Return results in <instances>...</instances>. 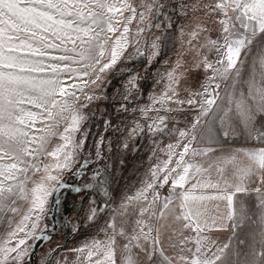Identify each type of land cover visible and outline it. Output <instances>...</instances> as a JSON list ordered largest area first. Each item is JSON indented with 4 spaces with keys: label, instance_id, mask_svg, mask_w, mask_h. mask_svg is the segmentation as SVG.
I'll return each instance as SVG.
<instances>
[{
    "label": "snow or ice",
    "instance_id": "snow-or-ice-1",
    "mask_svg": "<svg viewBox=\"0 0 264 264\" xmlns=\"http://www.w3.org/2000/svg\"><path fill=\"white\" fill-rule=\"evenodd\" d=\"M161 7L160 0H139V4L133 0H0V220L6 218L10 226L0 234V264H24L31 242L50 238L45 234L47 226H42L49 198L67 187L65 172L75 168L81 175L88 167V160H81L88 136L86 129L82 131L87 120L84 109L101 98L95 89L123 55L132 22H138L137 34L143 33L141 25L148 22L150 28L153 10L159 16ZM192 9L202 11L214 26L210 29L207 23L197 22L187 33L195 52L194 68L211 72L205 77L208 83L201 85L202 91H188L187 98L180 99L182 76L176 69L166 73L162 77L167 80L165 90L158 96L152 94L149 104L133 111L145 117L149 111L168 115H159L146 126L137 122L130 134L164 132L175 119L170 114L183 113L185 105L197 114L190 128L176 130L175 143L159 149L166 158L158 159L136 193L124 198L125 212L128 206H136L131 233L123 227L117 231L112 220L102 229L103 238L94 237L71 250L78 254V264H117V236L127 240L120 264H139L135 249L144 253L148 264H157V254L160 264H220L229 244L218 245L211 233L235 230L238 220L243 222L245 209L242 206L237 212L236 194L254 193L258 207L264 209V50L253 60L247 79L241 72V53L249 55L255 38L264 36V0H196L192 5L181 4L177 14L184 16ZM217 27L215 39L207 36L199 42L201 33ZM180 31L183 35V28ZM161 39L158 36L151 44L149 66L160 56ZM193 40L197 43L192 44ZM204 50L214 51L216 58L209 60ZM136 55L144 52L137 47ZM156 75L160 76L159 71ZM138 79V74L129 77L123 96L126 103L121 105L125 111L132 89L139 91ZM220 82L225 84L224 95ZM62 123L65 127L58 133ZM217 123V135L227 139L230 131L241 128L260 146L216 157L210 155L216 151L212 147L192 146L198 126H208L211 132ZM54 137L59 142L50 148ZM100 176V171L93 173V178ZM165 186L169 192L161 197L159 189ZM75 190L82 191L80 187ZM53 202L59 204V200ZM219 202L226 203V212L220 211ZM25 203L27 208L13 225L12 216ZM90 211L91 220L97 209ZM168 216L178 225L169 237L175 239L170 246L176 251L171 256L165 254L157 226ZM255 255L253 264L264 261V251Z\"/></svg>",
    "mask_w": 264,
    "mask_h": 264
},
{
    "label": "rangeland",
    "instance_id": "rangeland-1",
    "mask_svg": "<svg viewBox=\"0 0 264 264\" xmlns=\"http://www.w3.org/2000/svg\"><path fill=\"white\" fill-rule=\"evenodd\" d=\"M168 1L160 0V4L164 6ZM133 2L139 4V0H133ZM195 3L196 0H191L186 4ZM155 11L156 9L151 15V25H154L152 19ZM177 22L178 26L175 30L177 33L175 43L177 45L174 43V47L170 50L174 55L172 58L169 57L171 54L168 55L169 52L163 48V44H161L163 38L158 41L161 48H159L160 56L156 59L158 62L156 71L153 69L147 71L142 67L141 62L139 64L134 62L135 57L138 56L136 55L137 47L142 51L144 45L148 44V53L151 55V44L156 40V37H161L159 29L153 27L155 28L154 31L150 32L152 27L148 28V22H145L141 25L145 27V31L137 34L138 22L134 20L130 25V32L127 34L128 44L123 55L118 58L116 65L106 71L103 77L104 82L100 88L95 89V94L101 98L88 103L87 108L84 109L87 120L82 126V131L86 129L88 136L85 146L81 149V160L87 159L88 167L84 169L81 175L76 174L75 168L71 173L65 172L64 182L67 187L59 189L54 197L49 198L50 210L42 221V226L46 225V229L52 234L49 235V239L39 240L41 243L37 245L38 247L36 246L37 248L33 246L30 249V254L37 249L32 264H56L57 260L60 261V264H65V261L67 264H78V254L71 250L94 237H104L102 229H105L112 220H115L117 231L123 227L127 233H131L137 219V213L134 211L136 206H128L125 212V209L121 207L124 198L136 193L142 183L149 178V170L152 166L158 162V159L166 158L159 149L164 148L169 143H175L178 136L176 130L190 128L192 119L197 114L195 109H189L185 105L186 110L183 113L170 114L175 119L170 120L168 129L164 132L152 134L145 130L133 136L130 134V129L137 122L146 126L152 123V120L157 116L168 115L163 111H149L145 117L138 111L134 112L133 109L149 104L152 94L158 96L163 92L167 80L166 78L162 79V77L173 69H176L177 75L182 76L179 86L180 99H186L188 91H202L201 85L208 83L205 77L211 75V72L205 73L202 68H194L195 52L188 42L190 38L187 33L192 30L197 22L201 25L207 23L210 29L214 26L206 20L203 12L199 9H192L184 16L180 15ZM181 28L184 31L183 35L180 31ZM119 34V32L116 33V35ZM108 35L112 36L111 33ZM217 35L218 27L216 31L201 33L199 42L203 43L207 36L215 39ZM114 39L113 36V42ZM196 43V40L192 41V44ZM262 50H264V36H257L251 45L250 54L246 56L244 52L241 53V60L244 61L241 72L244 79L248 78L253 60L261 54ZM109 51L110 47L106 49V59ZM204 54L208 55L209 60L216 58L214 51L207 52L204 50ZM162 55L164 57H161ZM166 55L168 57H165ZM142 57L139 56V60ZM126 69H130L132 72L127 73ZM157 71H159L160 76L156 75ZM115 74L119 78L116 80V84H112ZM134 74H138L139 77L137 81L139 91L132 89V95L127 101L128 110L125 111L121 108V105L126 103L123 96L128 87L129 77ZM220 84L221 95H224L225 84L223 82ZM84 103L87 102L84 101ZM172 107L177 106L172 105ZM65 115L68 114L65 113ZM64 127L65 124L62 123L57 132H63ZM211 127L212 131L209 132L208 126H198L195 133L197 140L193 143V147H211L214 144H231L241 148L260 146L258 142L250 139L241 128H236L234 132L230 131L229 137L225 139L222 134L217 135L218 123ZM214 132L216 133L213 134ZM77 135L80 138L79 134ZM214 137L215 139H213ZM58 142V137H54L50 148ZM185 142L187 140L181 141V144ZM124 144H127L126 148ZM97 151H99V156H97ZM96 171L101 172L99 178H93V173ZM101 181H103V187ZM87 183H91L93 187L84 188L83 186ZM77 187H80L82 191L77 192L75 190ZM105 189H107V194H105ZM54 199L59 200V204L54 203ZM242 206L245 209L243 222L240 223L238 220L239 226L232 230L230 235L217 240L220 246L225 243L229 244V248L222 254L224 259L220 264H253L257 260L255 254L264 251V209L258 207V200L254 193L237 194L236 208L238 213ZM26 208V203L20 206V212L12 216L13 224L23 215ZM93 208L97 209V212L94 219L90 220V210ZM50 212L51 214H49ZM9 229L7 219L0 220V234ZM72 233L74 236L71 237ZM107 234L112 235V230L108 229ZM39 241L34 240L31 243L35 245ZM241 241L243 243H240ZM126 242L125 237L117 236L116 245L121 249L116 250V252L122 253L123 245ZM149 247H151L150 244ZM134 252L139 253L137 256L139 264H148L143 252L138 249H135ZM123 256L124 254L118 258L117 264H120ZM30 257L29 255L25 258L24 264H31ZM160 259L159 254H157V264H160ZM260 264H264V261H261Z\"/></svg>",
    "mask_w": 264,
    "mask_h": 264
},
{
    "label": "flooded vegetation",
    "instance_id": "flooded-vegetation-1",
    "mask_svg": "<svg viewBox=\"0 0 264 264\" xmlns=\"http://www.w3.org/2000/svg\"><path fill=\"white\" fill-rule=\"evenodd\" d=\"M191 0H169L167 4H165L164 6L162 5V7L159 9L160 11V15L157 16L156 11L155 14L153 16V23L154 25H151V31H154L157 24L160 25V27H157L161 33V37L163 38V40L161 41L163 44V48L166 49L168 53V55H170L169 57L172 58V56L174 55L172 53L171 48L174 47V43H175V39H177L176 35V26H178V22L177 20H179L180 15H178L177 13L180 11V5L181 4H186L188 2H190ZM171 26V27H170ZM160 44V45H161ZM176 44V43H175ZM177 45V44H176ZM148 47L149 45L146 44L144 45V47L142 48V51L144 52L143 57L139 60V56L135 57V62L134 63H140L141 65H143L142 67L149 71L151 69H153V71H156L157 69V64L158 62L155 60L151 66L148 65V56L150 55L148 53ZM161 48V47H160ZM168 55H166L165 57H168ZM161 57H164V55H162ZM127 73H131L132 70L130 69H126ZM119 76L115 74V79L112 81V84H116V80H118ZM50 210V209H49ZM51 214V212L49 213ZM45 234L47 236H49L50 234H52L50 231L48 232L47 229H45ZM74 236V233H72L71 237ZM33 250V249H32ZM32 254H30V262L31 264L33 263V261L35 260V255L37 253V249H35V251L31 252Z\"/></svg>",
    "mask_w": 264,
    "mask_h": 264
},
{
    "label": "crops",
    "instance_id": "crops-1",
    "mask_svg": "<svg viewBox=\"0 0 264 264\" xmlns=\"http://www.w3.org/2000/svg\"><path fill=\"white\" fill-rule=\"evenodd\" d=\"M215 133L216 132H214L213 134H215ZM213 139H215V137ZM211 147L216 150L214 153L210 154L212 157H216V156H220V155H223V154H227V153H230V152L234 151L235 149H240L241 148V147H238V146H235V145H231V144H229V145L228 144H214ZM231 179L232 178L229 177L230 181H231ZM250 187H256V185L252 184V185H250ZM237 194H240V193H237ZM237 194H236V196H237ZM236 196L234 197L235 202H236ZM219 203H220V211L221 212H226L227 211L226 203L225 202H219ZM23 213H24V211H23ZM157 226L160 227L161 243H162V246H163V248L165 250V254L169 255V256L173 255L176 250L173 249L170 245H171V243L175 242V239L170 241L169 237L172 235V229L175 228V227H178V225L173 224L171 216H168L166 219L159 220ZM232 230L233 229L228 228L227 230H224V231H213L211 233V235H212V238L217 241V240L221 239L224 236L230 235V233H232ZM40 243L41 242L39 241L38 243L33 245L34 248H37L38 247L37 245H39ZM120 249L121 248L120 247L118 248V246L116 245V250H120ZM123 254H124L123 252L122 253L121 252H116L117 262H118V258H120Z\"/></svg>",
    "mask_w": 264,
    "mask_h": 264
},
{
    "label": "built area",
    "instance_id": "built-area-1",
    "mask_svg": "<svg viewBox=\"0 0 264 264\" xmlns=\"http://www.w3.org/2000/svg\"><path fill=\"white\" fill-rule=\"evenodd\" d=\"M161 197L166 196L169 192V186H165L161 189H159Z\"/></svg>",
    "mask_w": 264,
    "mask_h": 264
}]
</instances>
